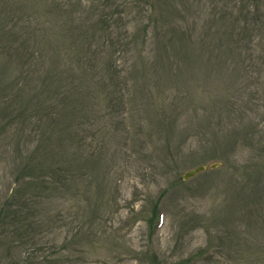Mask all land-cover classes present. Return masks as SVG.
<instances>
[{"label":"rangeland","instance_id":"rangeland-1","mask_svg":"<svg viewBox=\"0 0 264 264\" xmlns=\"http://www.w3.org/2000/svg\"><path fill=\"white\" fill-rule=\"evenodd\" d=\"M0 264H264V0H0Z\"/></svg>","mask_w":264,"mask_h":264},{"label":"water","instance_id":"water-1","mask_svg":"<svg viewBox=\"0 0 264 264\" xmlns=\"http://www.w3.org/2000/svg\"><path fill=\"white\" fill-rule=\"evenodd\" d=\"M218 165H219V163H218V162H215V163H213V164L211 165V167H216V166H218ZM206 168H207L206 165H199V166H197L196 168H193V169H191V170L186 171L185 174H184V178H185V179H188V178H190V177L196 175L197 173H199V172H201V171H204Z\"/></svg>","mask_w":264,"mask_h":264}]
</instances>
